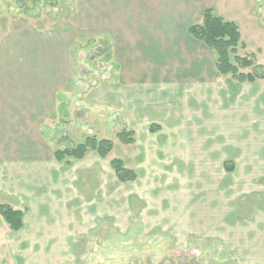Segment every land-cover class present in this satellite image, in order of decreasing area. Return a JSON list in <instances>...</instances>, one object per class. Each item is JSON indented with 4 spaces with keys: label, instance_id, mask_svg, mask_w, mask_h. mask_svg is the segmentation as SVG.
Here are the masks:
<instances>
[{
    "label": "crops",
    "instance_id": "obj_1",
    "mask_svg": "<svg viewBox=\"0 0 264 264\" xmlns=\"http://www.w3.org/2000/svg\"><path fill=\"white\" fill-rule=\"evenodd\" d=\"M67 2L61 20L47 26L23 20L1 26L8 31L0 35V197L15 210H27L21 230L12 231L6 222L9 232L1 230L9 264L86 263L92 256L78 254L101 252L92 243L97 220L109 222L106 231L115 238L134 235L130 203L120 230L119 180H101L102 173L112 177L110 160L96 152L62 162L54 157L69 146L56 141L76 146L96 137L95 119H83L75 96L77 77L85 74V64L76 59H85L90 42L109 53V108L135 133L134 144L122 145L132 152L136 147L137 157L163 152L169 141H239L248 130L258 135L264 125V81L238 85L218 77L215 53L189 33L212 10L239 27L244 52L262 61L263 0ZM243 97L244 106L253 102L260 111L254 128L244 129ZM91 170L93 182L86 179ZM93 262L101 261L94 255Z\"/></svg>",
    "mask_w": 264,
    "mask_h": 264
},
{
    "label": "rangeland",
    "instance_id": "obj_2",
    "mask_svg": "<svg viewBox=\"0 0 264 264\" xmlns=\"http://www.w3.org/2000/svg\"><path fill=\"white\" fill-rule=\"evenodd\" d=\"M68 7L67 0H0V35L8 31L1 28L7 21H36L47 26L49 21L61 20ZM94 48L90 42L85 59H76L85 64V74L77 77L75 96L82 101L83 119H95L94 135L107 136L117 144L107 161L123 159L138 176L134 183L119 181L118 189L120 230L125 228L129 203L136 220L134 235L119 234L118 238L114 231H106L109 222L97 220L93 231L97 238L92 243L101 252L78 254L84 259L92 256L82 264H95L94 255L100 264H264V125L258 135L248 130L239 141H169L170 147L163 152L137 157L136 147L132 152L117 139L125 126L109 108L114 104L109 53L103 46ZM249 54L264 66L255 52L238 49L241 57ZM246 101L243 97V127L254 128L260 123L256 115L260 111L253 102L244 106ZM67 141L56 143L68 146ZM113 172L112 177L102 173L101 180L114 181ZM93 174V170L87 172V181L93 182ZM106 190L110 193V187ZM0 204L13 207L2 197ZM5 225L0 215V264H9L6 234L1 232H9ZM114 239L118 241L114 243ZM127 243L133 250L127 249Z\"/></svg>",
    "mask_w": 264,
    "mask_h": 264
},
{
    "label": "trees",
    "instance_id": "obj_3",
    "mask_svg": "<svg viewBox=\"0 0 264 264\" xmlns=\"http://www.w3.org/2000/svg\"><path fill=\"white\" fill-rule=\"evenodd\" d=\"M189 33L215 53L218 77H229L232 84L238 85L264 81V66L257 64L255 55L249 54L243 57L238 55V49H245L246 46L241 41L240 29L234 22L226 21L216 16L212 10H208L200 24L190 27ZM243 69H251V71L243 72ZM117 139L124 145H132L136 142L135 133L126 129L117 134ZM113 147V141L99 140L93 136L88 137L82 144L69 145L63 150H56L54 157L62 162L66 159H83L89 152H96L105 159L110 155ZM111 167L121 183L134 182L138 178L136 172L127 168L120 159H113ZM26 211L0 204V215L12 231L17 232L23 228Z\"/></svg>",
    "mask_w": 264,
    "mask_h": 264
}]
</instances>
